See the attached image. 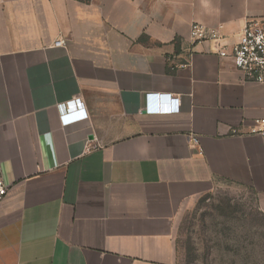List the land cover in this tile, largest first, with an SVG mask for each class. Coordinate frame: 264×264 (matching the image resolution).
<instances>
[{"label": "crops", "instance_id": "crops-1", "mask_svg": "<svg viewBox=\"0 0 264 264\" xmlns=\"http://www.w3.org/2000/svg\"><path fill=\"white\" fill-rule=\"evenodd\" d=\"M263 15L264 0H0V264H174L180 210L222 183L264 214V137L247 133L264 83L232 57ZM193 22L209 39L190 44ZM147 94L178 111L146 113Z\"/></svg>", "mask_w": 264, "mask_h": 264}, {"label": "rangeland", "instance_id": "rangeland-1", "mask_svg": "<svg viewBox=\"0 0 264 264\" xmlns=\"http://www.w3.org/2000/svg\"><path fill=\"white\" fill-rule=\"evenodd\" d=\"M174 241V264H264V214L250 189L222 183L180 210Z\"/></svg>", "mask_w": 264, "mask_h": 264}, {"label": "built area", "instance_id": "built-area-1", "mask_svg": "<svg viewBox=\"0 0 264 264\" xmlns=\"http://www.w3.org/2000/svg\"><path fill=\"white\" fill-rule=\"evenodd\" d=\"M209 37V32L204 25L197 22L191 24L189 32L191 45L209 39ZM63 43V41L56 42V44ZM220 54H223V52H220ZM232 57L234 66L241 72L244 80L264 83V15L245 21L232 48ZM182 66L184 65H179V67ZM171 100L173 104L170 103ZM178 106V98L170 99L169 94H147L143 110L146 113H170L177 112ZM83 107V103L79 100L59 104V108L64 114L75 109L81 110ZM253 123L254 127L247 133L264 137V118H257L253 120ZM233 132L236 133V130H233ZM190 143L197 148L199 154H202V148L199 146L196 136H190ZM7 191V185L0 179V203L6 196Z\"/></svg>", "mask_w": 264, "mask_h": 264}, {"label": "water", "instance_id": "water-1", "mask_svg": "<svg viewBox=\"0 0 264 264\" xmlns=\"http://www.w3.org/2000/svg\"><path fill=\"white\" fill-rule=\"evenodd\" d=\"M163 97H166V96H163Z\"/></svg>", "mask_w": 264, "mask_h": 264}]
</instances>
